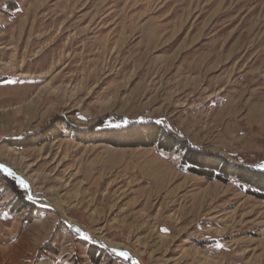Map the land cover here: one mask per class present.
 I'll return each mask as SVG.
<instances>
[{"label":"rangeland","instance_id":"rangeland-1","mask_svg":"<svg viewBox=\"0 0 264 264\" xmlns=\"http://www.w3.org/2000/svg\"><path fill=\"white\" fill-rule=\"evenodd\" d=\"M150 120L264 169V0H0V264H35L46 244L55 264H93L87 244L101 264H133L114 250L264 264V200L246 186L88 141L95 125ZM11 182L31 210L13 213Z\"/></svg>","mask_w":264,"mask_h":264},{"label":"trees","instance_id":"trees-1","mask_svg":"<svg viewBox=\"0 0 264 264\" xmlns=\"http://www.w3.org/2000/svg\"><path fill=\"white\" fill-rule=\"evenodd\" d=\"M78 133L83 134L80 131ZM86 133L92 134L91 139L93 140H88L90 142L106 144L117 148L146 147L157 148L167 153H177L181 157V167L187 172L212 181H221L224 183H229L235 179L246 186L250 194L264 200V169H258L245 164H237L219 154L198 149L192 146L187 140L167 130L159 122L152 120L128 122L121 127H105V124L101 123L100 125H95ZM27 138L26 136L14 142L13 145L17 148L27 147L24 144L28 140ZM11 184L15 196L20 199L19 206H15L13 213L31 210L33 205L23 197L21 190L17 188L15 182H11ZM87 246L88 255L92 263L101 264L105 251L95 244H87ZM42 252L44 255H41L35 264L56 263L57 250H54L46 244L42 248Z\"/></svg>","mask_w":264,"mask_h":264},{"label":"bare ground","instance_id":"bare-ground-1","mask_svg":"<svg viewBox=\"0 0 264 264\" xmlns=\"http://www.w3.org/2000/svg\"><path fill=\"white\" fill-rule=\"evenodd\" d=\"M19 33V32H18ZM12 49V48H11ZM42 89H44V87L43 88H41L40 90H42ZM39 90V92L37 93V95H35V97L31 100V101H29V103H27V104H24V105H22L21 107H22V110H25V111H33V110H35V107L37 106V104L40 102L39 100H41L40 99V97H41V94H40V91ZM20 108V107H19ZM34 113V112H33ZM30 117H33V116H30ZM206 193V192H205Z\"/></svg>","mask_w":264,"mask_h":264},{"label":"water","instance_id":"water-1","mask_svg":"<svg viewBox=\"0 0 264 264\" xmlns=\"http://www.w3.org/2000/svg\"><path fill=\"white\" fill-rule=\"evenodd\" d=\"M0 168H1V165H0ZM4 170H5V169H4ZM31 197L35 199V196H32V195H31ZM82 236H83V235H82ZM84 237H87V236H84ZM95 242H98V243H100L101 245H103V246H105V247H107V248H109V249H111V250H114V249H112V248L106 246L104 243L99 242L98 240H95ZM114 251L120 253V251H118V250H114ZM128 256H129V255H128ZM128 261H129L130 263L135 264L134 261H133V258L130 257V256H129Z\"/></svg>","mask_w":264,"mask_h":264},{"label":"snow or ice","instance_id":"snow-or-ice-1","mask_svg":"<svg viewBox=\"0 0 264 264\" xmlns=\"http://www.w3.org/2000/svg\"><path fill=\"white\" fill-rule=\"evenodd\" d=\"M9 174L11 175V173H9ZM21 186H25V185H23V182H21ZM85 239H87V237H85ZM117 255H119L120 257H122L125 260L129 259L128 253H126V252H120V253H117Z\"/></svg>","mask_w":264,"mask_h":264}]
</instances>
